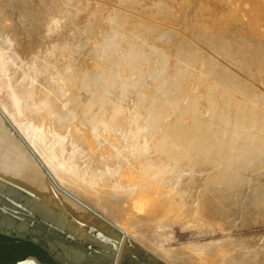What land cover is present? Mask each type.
Instances as JSON below:
<instances>
[{"label": "rangeland", "instance_id": "374dc122", "mask_svg": "<svg viewBox=\"0 0 264 264\" xmlns=\"http://www.w3.org/2000/svg\"><path fill=\"white\" fill-rule=\"evenodd\" d=\"M0 53L4 60L13 59L14 68L32 74L36 86L51 84L58 103L69 108L66 113L71 111V128L84 136L79 146L86 153L88 136L97 135L101 142L123 146L136 139L158 160L167 149L183 155L185 167L172 177L178 181L176 189L187 200L207 192L223 215L212 222L214 227L207 222L215 233L204 225L166 228L160 241L166 247L170 242V247L191 243L190 248L205 240L230 245L227 242L240 234L233 245L251 242L245 246L253 254L264 250V0H0ZM0 119L50 173L43 154L31 143L30 130L12 120L1 104ZM250 146L258 151H247ZM56 158L52 163L60 162ZM184 185L188 189H182ZM70 194L120 232L123 249L137 247L142 257L136 262L174 263L155 252L164 249V242L139 241L131 229ZM193 201L186 204L197 205ZM119 260L116 264L128 262Z\"/></svg>", "mask_w": 264, "mask_h": 264}, {"label": "bare ground", "instance_id": "6f19581e", "mask_svg": "<svg viewBox=\"0 0 264 264\" xmlns=\"http://www.w3.org/2000/svg\"><path fill=\"white\" fill-rule=\"evenodd\" d=\"M3 57L4 56L0 53V104L10 115L12 120H17L20 124H23L25 128L30 130L28 134L31 135L30 138L33 137L31 143L34 149L40 154H43L44 161H42L49 167L51 170L50 173H52L54 177L55 175L57 176L55 177L57 182L68 186L67 188L69 189L65 190L57 183L63 191L68 193L67 194L59 191L52 185L44 175L41 166L33 160L28 150L23 148L14 139L13 134L8 130V125L6 126L7 123L5 124L3 119H0V217L4 216V218H2L3 220H6L8 223H17L19 226H32L31 236L40 235L41 233L50 240L51 243L57 244L60 251L66 256L64 260L69 264H113L115 259L116 261L120 259V262L127 260V264H140V262H136L137 259L135 260V258L138 256L141 260L142 257L140 253L135 252V250H138L135 246V250L132 249V251L125 250V248L123 249V247H121V240L118 237L120 232L115 229L113 230L110 225L107 224L104 217L101 218L99 214L95 213V211L91 210L87 205L71 195V192L76 194L78 198L80 197L79 199L82 198L81 200H84V202L86 201L91 207L94 206L101 211L105 218L107 217L121 227L131 229L133 231L132 236L141 242H145L146 240L147 242H152V244L154 242V244H157L162 241L164 231L168 227L177 228V226L181 225L188 229L190 226L196 228L197 226L204 225L206 227L205 229L211 230L212 228L208 229L210 226H206L207 222H219L218 218L220 214L223 215L222 211L220 207L218 208L213 205L207 192L205 196H196L197 199L195 196H193V198L190 196V200H187L185 194L180 192L179 189H176L177 186L174 184L176 181H174L175 179L172 180V177H177L178 175L176 176L175 173L185 167L183 155L178 154L177 151V153H174L172 148L171 150L167 149L169 152L166 153L162 160H158L149 155V149L146 150L144 147L140 146L136 139L134 140L135 144H133L134 142L130 143L127 141L128 144H130H127L128 146H123V144L117 141L112 143V140L111 143L110 141L109 143L101 142L99 138L96 139L98 137L97 135L96 137H90V135L88 136L89 139L85 140L86 142L89 141L87 142V150L89 154H94V159V157L90 156L79 146L84 136H80L81 133L79 134L78 128V130L71 128L70 121L72 120L73 122V119H71L72 114L69 115L71 111L69 110V114L68 112L66 113L68 107H62V105L58 103L59 96H56L58 93H55V90L49 86L51 84L36 86L37 83L35 82L37 80L32 74L29 72L28 74L27 71H24L25 69L21 71L20 69L14 68L13 59L11 57L5 60ZM46 74L48 73L46 72ZM44 75L43 73V76ZM37 76L40 77L39 79L42 78L41 75ZM41 80L43 81V78ZM57 83H61V81ZM61 85L63 84H60V86ZM71 85L73 84L71 83ZM53 86L57 88L56 85ZM72 98H70V100H72ZM70 100L69 102H71ZM71 110L72 112L74 111L73 108ZM225 121H227V119ZM127 122L130 124L129 121ZM120 126L122 128V125ZM87 135L88 134H86V137ZM134 135H136V133ZM189 135L188 133V136ZM178 136L180 137L181 135ZM189 138L190 137H188V140ZM219 143L221 144L220 141ZM221 146L222 145H220V148ZM250 147L251 149L247 150L249 152L257 149L256 146ZM183 150L185 151V149ZM53 157H59L61 159L60 162L64 163L61 165L57 158L58 161L52 163ZM81 161L83 164L81 163L82 165H79L78 162ZM169 163L172 164V166L169 165ZM115 173L119 174L116 175ZM188 186L191 187L190 184L187 185V187ZM182 189L188 188L184 185ZM189 201H196L197 205L189 207L190 204L192 205V202ZM186 202L190 204L188 205ZM185 205L188 207L185 208ZM258 207L259 206H257V209ZM32 216H34L35 219ZM98 216L99 219L97 218ZM44 224L47 226H43ZM239 225L240 224L237 225L238 228L240 227ZM47 227L50 228L51 231H47ZM205 229L201 228V231ZM174 230L176 231V229ZM194 232L195 234L198 233V231ZM212 232L215 233V230ZM209 233L211 232L209 231ZM239 235L240 234L236 236L239 237ZM189 236H191V234ZM236 236L234 237L235 240L237 238ZM222 238L224 237H219V239ZM228 238L232 240L231 238L233 237ZM234 238L232 241L236 242ZM115 241H119L120 243V249L117 252V244L116 248L113 245ZM173 241H175V239ZM206 241L207 240H205V244H198L199 242H195V244L197 243L198 245L191 246L190 248L189 244L191 243H189L188 246H186L188 248L184 246L186 249L182 245L179 246L184 249H181L177 244L179 248L176 245H171L172 247L176 246L177 249L176 247H170L168 239L167 243H169L167 247L166 243L163 241L165 247L163 244L162 247L164 249L158 251L154 249V251L159 254V256L166 255L167 260L169 257L170 260L174 262L173 264H264V250L256 251V253L254 252L253 254L246 248L245 243L251 244V242L242 243L239 241L241 244L237 242L238 244L235 243L234 245V242H231L232 245L227 242V244L230 245H226L224 242L219 244L221 240H219L218 244H211L213 240H208V243ZM163 242H160V244ZM131 253L134 255H130ZM132 256L136 257L133 258Z\"/></svg>", "mask_w": 264, "mask_h": 264}, {"label": "water", "instance_id": "95a60500", "mask_svg": "<svg viewBox=\"0 0 264 264\" xmlns=\"http://www.w3.org/2000/svg\"><path fill=\"white\" fill-rule=\"evenodd\" d=\"M24 146L26 147L28 152L32 155V157L37 162V164L41 166L44 175L48 178V180L52 183V185L55 188H57L59 191L65 192L62 190L61 187H59L55 179L47 171V169L44 167L42 162L35 156L32 150L29 147H27V145H24ZM32 217L35 219L34 216ZM2 218H4V216L0 217V234L11 237V238H16L24 242H28V243L35 245L39 249L45 251L55 264H69L68 262L64 260L66 256L60 251V248L57 246V244H53V242L51 243V241L48 240L41 233L40 235L31 236L32 226H19L17 223H14V222L8 223L6 222V220H3ZM43 226H47V225L44 224ZM46 230L51 231V229L48 227L46 228ZM119 247L120 246H118V250H119ZM9 264H48V263H46L45 260L39 258L37 255L29 254L25 256L24 258L17 260L15 262L9 263ZM113 264H116V259L113 262Z\"/></svg>", "mask_w": 264, "mask_h": 264}, {"label": "trees", "instance_id": "16d2710c", "mask_svg": "<svg viewBox=\"0 0 264 264\" xmlns=\"http://www.w3.org/2000/svg\"><path fill=\"white\" fill-rule=\"evenodd\" d=\"M0 264H9L24 258L29 254L44 257L46 263L53 264L48 255L35 245L16 238L0 235Z\"/></svg>", "mask_w": 264, "mask_h": 264}, {"label": "flooded vegetation", "instance_id": "af4514ba", "mask_svg": "<svg viewBox=\"0 0 264 264\" xmlns=\"http://www.w3.org/2000/svg\"><path fill=\"white\" fill-rule=\"evenodd\" d=\"M0 235H2V234H0ZM3 236H5V235H3ZM8 237V236H7ZM11 238V237H10ZM0 243H2V242H0ZM45 252V251H44ZM46 253V252H45ZM47 254V253H46ZM48 255V254H47ZM48 257H49V255H48ZM50 258V257H49ZM41 259H43V260H45L44 259V257L42 256V258ZM51 259V258H50ZM52 260V259H51ZM53 261V260H52ZM46 262V261H45ZM53 264H55L54 262H53Z\"/></svg>", "mask_w": 264, "mask_h": 264}]
</instances>
